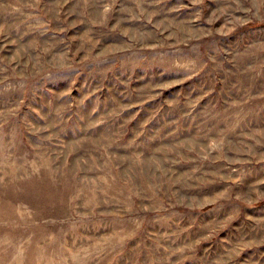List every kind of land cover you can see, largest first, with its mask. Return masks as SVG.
Returning a JSON list of instances; mask_svg holds the SVG:
<instances>
[{
	"label": "rangeland",
	"instance_id": "1",
	"mask_svg": "<svg viewBox=\"0 0 264 264\" xmlns=\"http://www.w3.org/2000/svg\"><path fill=\"white\" fill-rule=\"evenodd\" d=\"M0 264H264V0H0Z\"/></svg>",
	"mask_w": 264,
	"mask_h": 264
}]
</instances>
